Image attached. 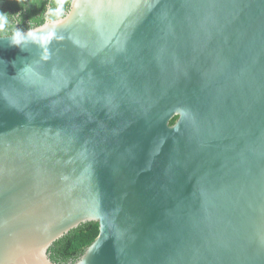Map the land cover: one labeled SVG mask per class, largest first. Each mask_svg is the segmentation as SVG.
Here are the masks:
<instances>
[{
	"label": "water",
	"instance_id": "water-1",
	"mask_svg": "<svg viewBox=\"0 0 264 264\" xmlns=\"http://www.w3.org/2000/svg\"><path fill=\"white\" fill-rule=\"evenodd\" d=\"M71 2L0 39V264H264V0Z\"/></svg>",
	"mask_w": 264,
	"mask_h": 264
},
{
	"label": "clouds",
	"instance_id": "clouds-1",
	"mask_svg": "<svg viewBox=\"0 0 264 264\" xmlns=\"http://www.w3.org/2000/svg\"><path fill=\"white\" fill-rule=\"evenodd\" d=\"M23 5V0H18ZM29 3L39 6L40 0H29ZM66 5L74 9L79 5L70 0H51L38 19L42 24H36L35 20H29V27L25 30L18 25L22 23V12L8 13L0 10V39L6 38L10 46L25 48L24 45H47L56 37V26L67 18ZM46 52V48H45ZM47 59V55L44 56Z\"/></svg>",
	"mask_w": 264,
	"mask_h": 264
},
{
	"label": "trees",
	"instance_id": "trees-1",
	"mask_svg": "<svg viewBox=\"0 0 264 264\" xmlns=\"http://www.w3.org/2000/svg\"><path fill=\"white\" fill-rule=\"evenodd\" d=\"M51 0H40L39 6L23 0V5L18 0H0V10L8 13L22 12V23L18 27L27 29L29 20H35L36 24H42L38 19L44 11L45 6ZM68 5H66V11ZM99 233L98 224L85 223L71 230L68 234L56 241L48 250L49 258L57 264H68L75 262L84 250L97 238Z\"/></svg>",
	"mask_w": 264,
	"mask_h": 264
}]
</instances>
